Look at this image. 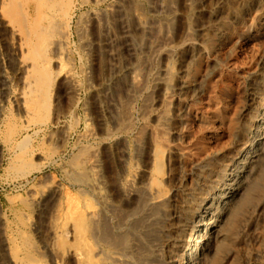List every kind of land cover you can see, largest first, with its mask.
Instances as JSON below:
<instances>
[{"label":"rangeland","instance_id":"1","mask_svg":"<svg viewBox=\"0 0 264 264\" xmlns=\"http://www.w3.org/2000/svg\"><path fill=\"white\" fill-rule=\"evenodd\" d=\"M93 1L71 0L67 18L47 12L39 21L48 42L37 63H47L51 78L39 87L22 74L32 55L25 49L20 69V56L12 58L24 29L5 7L12 2L19 11L20 0H0V238L19 237L28 264H134L157 249L174 257L169 238L183 193L196 187L204 167L218 169L234 144L259 129L264 0ZM31 98L38 121L23 103ZM255 165L206 264H264V146ZM147 197L162 201V220L148 231ZM73 205L100 215L113 235L129 230L134 252L75 233Z\"/></svg>","mask_w":264,"mask_h":264},{"label":"bare ground","instance_id":"2","mask_svg":"<svg viewBox=\"0 0 264 264\" xmlns=\"http://www.w3.org/2000/svg\"><path fill=\"white\" fill-rule=\"evenodd\" d=\"M95 1V0H94ZM93 1V2H94ZM16 2V1H15ZM18 2V1H17ZM85 2V1H84ZM10 3V2H9ZM3 5V4H2ZM5 5V4H4ZM19 6L16 10V7L11 2L8 4L6 9L7 16L15 21L21 22V28L24 29V32H21V35L18 36L17 42L13 43L14 46L12 50V58L16 60L19 56L21 59H17L16 61V68L20 69V65L22 63V59L24 58L27 50V53L32 55V59L34 60L32 64H28V66L25 65V67H22V74L27 73L33 75L36 79V83L39 87H43L46 85V83H49L50 73L48 71V68L46 66L47 63H37V61L41 60L42 57H44L45 53L42 52L41 46L46 42L47 37L44 32H42V27L39 24V21L42 18H47V12L49 13H55L53 16L55 17L56 14H60L62 16H65L67 18V14L70 10L71 6V0H20V3L17 4ZM117 6V5H116ZM1 7V6H0ZM136 7V6H135ZM72 8V7H71ZM117 8V7H116ZM2 10V9H1ZM4 10V9H3ZM101 11V10H100ZM102 12V11H101ZM128 12V11H127ZM100 14V12H99ZM97 15V14H95ZM124 15V14H123ZM52 16V17H53ZM57 16V15H56ZM116 16V15H115ZM130 16V15H129ZM7 17V18H8ZM51 17V16H50ZM106 17V16H105ZM49 18V17H48ZM131 18V17H130ZM64 19V18H61ZM102 19V18H101ZM44 20V19H43ZM103 20V19H102ZM10 21V20H8ZM47 22V21H46ZM54 22V21H53ZM141 22V21H140ZM15 23V22H14ZM51 23V22H50ZM104 23V22H103ZM155 23V22H154ZM17 23H15L16 25ZM49 24V23H48ZM48 24H45L48 26ZM147 24V23H146ZM10 25V24H9ZM53 25V24H52ZM138 25V24H137ZM143 25V24H142ZM41 27V30L39 29ZM85 27V26H84ZM83 27V28H84ZM53 28V27H52ZM49 27V31L51 29ZM22 29V30H23ZM46 29V28H45ZM44 30V29H43ZM79 30V29H78ZM84 30V29H83ZM47 31V30H46ZM82 31V30H81ZM160 31V30H158ZM75 32V31H74ZM80 32V31H79ZM83 32V31H82ZM15 33V32H14ZM7 34V33H6ZM5 34V35H6ZM8 35V34H7ZM79 35V34H78ZM49 36V35H48ZM11 37L14 41V37H16V34H11ZM86 37V36H85ZM10 38V37H9ZM17 38V37H16ZM52 38V37H51ZM4 40V39H3ZM16 40V39H15ZM48 40V39H47ZM62 40V38H61ZM8 41V39H7ZM54 41V40H53ZM194 41V40H193ZM48 42V41H47ZM46 42V44H47ZM61 42V41H60ZM53 43V42H52ZM56 43V42H55ZM58 43V42H57ZM193 44V43H192ZM56 45V44H55ZM46 46V45H45ZM44 46V47H45ZM62 46V45H61ZM136 46V45H134ZM8 48V47H7ZM63 48V47H62ZM45 50V49H44ZM82 53V52H81ZM54 56V55H53ZM17 57V58H16ZM66 57V56H65ZM11 58V57H10ZM11 58V59H12ZM13 60V59H12ZM47 60V59H46ZM80 60V59H79ZM11 61V60H10ZM27 61V58L26 60ZM50 61V60H49ZM15 62V61H14ZM20 63V65L18 64ZM40 62V61H39ZM43 62V60H42ZM57 63V61H56ZM27 64V63H26ZM72 66V65H71ZM85 66V65H84ZM9 67V66H8ZM60 67V66H59ZM15 68V69H16ZM11 69V68H10ZM14 69V70H15ZM86 69V68H85ZM17 71V70H16ZM20 72V70L18 71ZM54 72V70H53ZM11 73V72H10ZM256 74V73H255ZM258 74V72H257ZM258 89L259 90V97L260 101H262L261 109L257 112V117H259V120H256V124L259 125V129L253 134L249 131L247 135H243V139L237 143V141L234 144L236 146V150L233 156H230L227 161L224 163H220L218 169H211V168H205L203 171V175L200 177L199 183H197L196 187L193 190H188L184 194L185 201L184 205L181 208L180 214L178 216L179 224L175 228L174 236L171 240V247L172 255L174 257H165L162 253H160L157 249V251L149 252L143 257H131L138 258L136 263L134 264H174V261L176 258L181 257L179 264H206L209 262V260L212 259V257L218 252V250L221 247V241L223 239V233L221 232V229L226 225V223L230 220V218L237 213V210L242 203V195L244 192V187H242V182L246 179H249L251 176H254L253 173L255 172L256 163H257V157L259 156L260 151L263 149L264 146V69L262 72H260L258 75ZM8 76V75H7ZM22 76V75H21ZM29 77V76H27ZM54 77V76H53ZM22 78V77H21ZM30 78V77H29ZM28 79V78H27ZM31 79V78H30ZM51 79V78H50ZM29 80V79H28ZM133 81V80H132ZM257 81V80H256ZM32 81L30 80L29 83ZM35 82V81H34ZM51 82V81H50ZM20 83V82H19ZM24 86L26 85L23 81ZM79 83V82H78ZM5 84V83H4ZM22 84V83H21ZM36 84V86H37ZM68 85V83H67ZM70 85V84H69ZM4 86V85H3ZM23 86V88H24ZM51 86V85H50ZM33 89V88H32ZM32 89H29V92L23 93L24 95L31 94ZM45 89V88H44ZM256 89V88H255ZM19 90V89H18ZM46 90V89H45ZM40 92V91H39ZM2 93V92H1ZM257 94V93H256ZM43 95V94H42ZM254 95V94H253ZM19 97V96H18ZM35 97V96H34ZM256 97V95H255ZM25 98V97H24ZM47 98V97H46ZM257 98V97H256ZM22 99V97H21ZM46 102V99L44 100ZM259 101V102H260ZM41 102V101H40ZM44 102V103H45ZM258 102V103H259ZM26 104L27 107H29L32 110L35 111V115L33 116L34 121H38V101L36 98H31L30 100L23 102ZM21 105V103H19ZM260 104V103H259ZM19 105V106H20ZM39 105V104H38ZM43 105V104H42ZM17 106V105H16ZM24 105H21L22 107ZM257 106V105H256ZM47 107V106H46ZM45 107V108H46ZM259 107V106H258ZM24 107H22V110ZM28 108V109H29ZM48 108V107H47ZM46 108V109H47ZM43 109V108H42ZM63 110V109H62ZM21 111V110H20ZM25 111V110H24ZM22 112V111H21ZM256 116V115H255ZM57 117V116H56ZM73 118V117H72ZM164 119V118H163ZM258 127V126H257ZM30 128V127H29ZM248 129V128H247ZM247 132V130H246ZM245 132V133H246ZM241 134V133H240ZM251 134V135H250ZM12 135V134H11ZM242 137V135H241ZM240 137V138H241ZM28 137L23 138L19 145V147H25V145L28 142ZM16 146V147H17ZM19 147H17L19 149ZM233 149V148H232ZM26 154V153H25ZM24 156V155H23ZM22 157V156H21ZM83 158V157H82ZM77 159V158H76ZM74 159V160H76ZM83 160V159H82ZM213 160V159H212ZM156 161V160H155ZM86 162V161H85ZM159 162V160L157 161ZM156 162V163H157ZM82 163V162H81ZM93 163V162H92ZM155 163V164H156ZM218 163V162H217ZM262 163V162H261ZM88 164V163H87ZM26 165V164H25ZM77 165V164H76ZM23 166V165H22ZM74 166V165H73ZM79 166V165H77ZM76 166V167H77ZM91 166V165H90ZM88 167V166H87ZM94 167V166H92ZM84 169V167H83ZM90 168L88 167V170ZM29 169L28 167H24L21 170H19L21 173L27 172ZM92 170V169H91ZM90 170V171H91ZM157 170V169H156ZM258 170V169H257ZM87 171V170H86ZM93 172V173H92ZM91 173L94 175H97L92 171ZM257 172V171H256ZM86 173V172H85ZM88 173V172H87ZM89 172V174H91ZM18 174V171H17ZM71 174V173H70ZM77 175V174H76ZM93 175V176H94ZM85 176V175H84ZM91 176V175H90ZM89 176V177H90ZM92 176V178H93ZM91 178V177H90ZM80 180V179H79ZM157 180V179H156ZM91 181V180H90ZM250 181V180H249ZM85 182V181H83ZM99 182V181H98ZM86 183V182H85ZM94 183V182H93ZM92 183V184H93ZM99 184V183H98ZM131 185V183H130ZM92 186V185H91ZM95 186V185H94ZM98 185H96L97 187ZM121 186V185H120ZM89 187V186H88ZM93 187V186H92ZM125 192L128 193V191H131L128 183L123 186ZM149 187V185H148ZM157 188V187H156ZM134 189V188H133ZM141 189V188H140ZM139 189V190H140ZM96 190V189H95ZM142 190V189H141ZM248 190V189H247ZM67 191V190H66ZM133 191V190H132ZM64 192V191H63ZM95 192V191H94ZM143 192V191H142ZM184 192V191H183ZM58 193V192H57ZM99 193V191H98ZM102 193V192H101ZM146 194V193H145ZM66 195V194H65ZM69 195V194H68ZM131 195V194H130ZM136 195V194H135ZM142 195V194H141ZM58 196V195H57ZM64 196V195H63ZM152 196V195H151ZM72 197V196H71ZM154 197V196H153ZM161 197V196H160ZM65 198V197H64ZM77 198V197H76ZM99 198V197H98ZM148 198V197H147ZM73 199V198H72ZM70 199V203L71 202ZM89 199V198H88ZM144 199V198H143ZM148 198L147 200H149ZM162 199V198H161ZM74 200V199H73ZM103 200V199H102ZM86 201V200H85ZM28 202V201H27ZM83 202V201H82ZM99 202V201H98ZM103 202V201H102ZM67 203V202H66ZM69 203V202H68ZM78 203V201H77ZM33 204V203H32ZM38 204V203H37ZM60 204V203H59ZM85 204V203H84ZM83 204V206H84ZM93 204V203H92ZM104 204V203H103ZM54 205V204H53ZM89 203L85 204L86 210L90 208ZM161 205L162 201L160 199L151 198L146 204V212L144 215V222H146L145 227L148 230H151L152 225L159 221V216L161 214ZM82 206V204H81ZM82 206V208H83ZM68 207V206H66ZM65 207V208H66ZM80 207V206H79ZM94 207V205L92 206ZM61 208V207H60ZM69 208V207H68ZM144 208V207H143ZM64 209V208H63ZM145 209V208H144ZM79 211V209L76 206H72L70 208L71 216L69 221L74 220L73 229L75 230V233L79 235L85 234L86 232L96 238V240H99L102 243H105V245L108 246H122L124 247L127 252H132L134 250L133 244H127V231H124L123 235H113L110 231V227H108L105 222L102 221V218L100 215L95 213L94 211L89 212L87 211ZM94 210V209H92ZM60 212V211H59ZM138 212V211H137ZM67 213V211H66ZM68 214V213H67ZM142 214V212H141ZM164 215V213H163ZM67 216V215H66ZM102 216V215H101ZM140 216V215H139ZM231 216V217H230ZM141 217V216H140ZM138 217V218H140ZM143 217V215H142ZM161 217V216H160ZM164 217V216H163ZM177 217V216H176ZM136 218V217H135ZM134 218V219H135ZM68 219V218H67ZM105 219V218H104ZM108 219V218H107ZM117 219V218H116ZM142 219V218H141ZM162 220V218H160ZM160 220V221H161ZM68 221V222H69ZM132 221V220H131ZM159 221V222H160ZM130 222V221H129ZM138 222V221H137ZM132 223V222H131ZM73 224V223H72ZM158 224V223H157ZM131 225V224H130ZM143 225V223H142ZM129 226V225H128ZM141 226V225H140ZM61 227V226H60ZM131 227V226H130ZM138 227V226H137ZM49 228V227H48ZM142 228V227H141ZM155 228V227H153ZM158 228V227H157ZM225 228V227H224ZM91 229L92 231H89ZM127 229V228H126ZM130 229V228H129ZM134 229V228H133ZM144 229V231H146ZM53 231V230H52ZM122 231V230H121ZM140 231V229L138 230ZM143 231V230H142ZM2 232V231H1ZM51 232V231H50ZM54 232V231H53ZM132 232V231H131ZM137 232V231H136ZM135 232V233H136ZM133 233V232H132ZM138 233V232H137ZM136 233V234H137ZM141 233V232H140ZM158 233V232H157ZM161 234V232H159ZM4 234V233H2ZM12 235V233H10ZM9 234V235H10ZM51 234V233H50ZM77 234V235H78ZM147 234V233H146ZM145 234V235H146ZM151 234V232H150ZM49 235V234H48ZM87 235V234H86ZM130 235V233H129ZM135 235V234H134ZM138 235V234H137ZM157 235V234H156ZM4 236V235H3ZM1 236L0 238V264H28L25 262L26 255L21 251V248L19 246V240L16 237H8L6 235L5 237ZM90 237V235H87ZM91 236V237H92ZM142 236V235H141ZM139 238H142V237ZM147 236V235H146ZM152 236V234H151ZM155 236V234H153ZM171 236V235H170ZM21 237V236H20ZM90 237V238H91ZM130 237V236H129ZM149 237V236H147ZM146 237V238H147ZM88 238V237H86ZM132 238V237H131ZM136 238V237H135ZM156 238V237H155ZM21 239V238H20ZM26 239V238H25ZM49 239V238H48ZM61 239V238H60ZM63 239V238H62ZM134 239V236L133 238ZM130 239V241L132 240ZM144 239V238H142ZM157 239V238H156ZM24 240V239H23ZM22 240V241H23ZM41 240V239H40ZM86 240V239H85ZM94 240V239H92ZM27 241V240H26ZM87 241V240H86ZM90 241V240H89ZM145 241V240H144ZM148 241V240H147ZM145 241V242H147ZM150 241V239H149ZM19 242V243H18ZM24 242V241H23ZM129 242V240H128ZM134 242V241H133ZM153 242L152 240L150 243ZM88 243V242H87ZM136 243V242H135ZM28 244V242H27ZM26 244V245H27ZM145 244V243H144ZM147 244V243H146ZM23 246V245H22ZM32 246V245H31ZM85 246V244H84ZM24 247V246H23ZM27 247L30 248L28 245ZM90 248V247H89ZM120 248V247H119ZM146 248V247H145ZM152 248V247H151ZM154 248V247H153ZM161 248V247H160ZM28 249V248H27ZM47 249V248H45ZM91 249V248H90ZM121 249V248H120ZM136 249V248H135ZM150 249V248H149ZM23 250V249H22ZM137 250V249H136ZM144 250V249H142ZM146 250V249H145ZM156 250V249H155ZM183 250V251H182ZM29 251V250H28ZM36 251V249L34 250ZM92 251V250H91ZM90 251V252H91ZM122 251V250H121ZM125 251V250H124ZM123 251V252H124ZM140 251V250H138ZM151 251V250H150ZM118 252V251H117ZM134 252V251H133ZM145 251L144 253H146ZM165 252V251H164ZM76 253V252H75ZM80 253V252H79ZM92 253V252H91ZM98 253V252H97ZM137 253V251L135 252ZM139 253V252H138ZM169 253V252H168ZM28 254V253H27ZM131 254V253H130ZM133 254V253H132ZM26 255V256H25ZM80 255V254H79ZM138 255V254H137ZM143 255V254H142ZM94 256V255H93ZM129 256V255H128ZM81 258V256H79ZM78 257V258H79ZM126 257V256H125ZM94 258V257H93ZM28 259V258H27ZM88 259V258H87ZM111 259V258H110ZM129 259V258H128ZM132 259V258H131ZM92 260V259H91ZM30 261V259H29ZM34 261V260H33ZM93 261V260H92ZM124 261V259H123ZM35 262V261H34ZM116 262V261H115ZM122 262V261H121ZM127 262V261H126ZM40 264V263H39ZM42 264V263H41ZM95 264V263H94ZM123 264H127L124 263Z\"/></svg>","mask_w":264,"mask_h":264}]
</instances>
